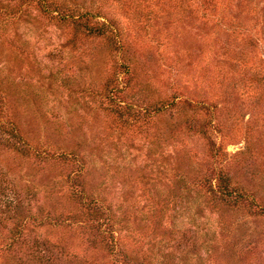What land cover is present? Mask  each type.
Segmentation results:
<instances>
[{
  "label": "rangeland",
  "instance_id": "1",
  "mask_svg": "<svg viewBox=\"0 0 264 264\" xmlns=\"http://www.w3.org/2000/svg\"><path fill=\"white\" fill-rule=\"evenodd\" d=\"M64 1L100 10L121 48L75 36L32 1L4 2L0 100L24 141L0 116V215L15 217L11 225L61 216L69 224L30 222L26 241L122 264L88 244L85 211L71 196L83 191L117 218L130 264H264V0ZM121 63L132 81L115 99L137 114L127 123L110 110ZM151 104L169 106L144 115ZM212 169L260 205L209 195L201 181ZM0 264L19 262L1 254Z\"/></svg>",
  "mask_w": 264,
  "mask_h": 264
},
{
  "label": "trees",
  "instance_id": "2",
  "mask_svg": "<svg viewBox=\"0 0 264 264\" xmlns=\"http://www.w3.org/2000/svg\"><path fill=\"white\" fill-rule=\"evenodd\" d=\"M7 1L8 0H0L1 25L2 23H6V21L9 20L8 18L5 19L7 16L3 15L2 11L7 7V5H4V2ZM10 1L14 2L17 0ZM27 1L36 3L49 19L70 23L74 28L75 36H105L106 39H110V47H112V50H120L121 41L120 39L116 40L114 38L117 36V29L114 27L115 23L105 18L102 19L100 10L97 9L96 13H93V11L88 9L80 10L77 9L76 6H70L64 0ZM111 34L114 36L111 37ZM119 65L123 70L121 72L125 74V80L122 87H120L119 84L115 85V82L111 81V86H109V96L112 99L110 110L127 123L129 117L137 116L136 112L132 111L133 105L124 103L122 107V102L128 100L123 99V101H118L115 98L120 94H124L126 89L131 86L132 77L130 65L128 63H121ZM168 106L169 105L159 106V104L152 106L151 104L145 108H142V110L144 115L151 116L153 113L160 112ZM153 107H155L154 111L151 110ZM0 116H6L7 118L9 117V110L6 108V103L1 100ZM4 122L5 124L12 126L11 133L13 137H19L22 141H24L22 135L17 132L16 124L13 123L14 121L11 117L4 120ZM215 146H212L213 151L215 150ZM201 182L209 195L218 197V199H222L229 205L244 204L248 207L250 206V210L253 206L260 205L253 193L246 191L241 186H234L232 177H229L228 174L226 175L222 170L219 171L212 169L211 173L204 177ZM71 196L78 206H80L83 211H85L86 215H84L83 218L85 219L84 221L87 223L88 228V244L93 248H97V244H100V246L111 255L114 261H121L122 264H130L129 260L124 258V255L121 253L122 250L117 239V231L115 229V222L118 221L117 218L108 209L106 210V207L103 204H100L96 199H87L83 191L76 190L71 194ZM261 208L264 210V206ZM254 212L260 213V211L257 212L256 210ZM61 218V216L53 217L48 214L44 217V219H41L37 215L28 214L21 216L19 221L16 223L13 222L14 225L13 223L11 225L10 222L15 221V217H5L3 214L0 215V227L7 229L5 236L2 235V238H0V256L1 254L2 256H12L16 259V261L19 262V264H59L57 263L58 260H62L63 258L72 260V264H88L86 259L79 261L76 255L70 254L66 250L65 243L52 242L46 238L42 239L39 237L32 239L30 243L26 241V234L24 230L30 222L40 220L42 225L47 226H62L65 223L69 224L67 220H63ZM82 223L84 225V222ZM24 249H27L28 253L25 252ZM25 255L28 256V262L23 260ZM121 256H123V258H121ZM63 262L66 264L71 263L68 260Z\"/></svg>",
  "mask_w": 264,
  "mask_h": 264
}]
</instances>
